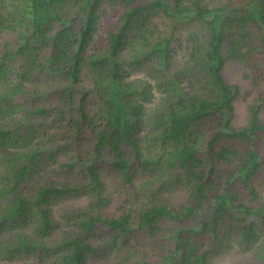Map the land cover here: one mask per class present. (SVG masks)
<instances>
[{"label": "trees", "instance_id": "trees-1", "mask_svg": "<svg viewBox=\"0 0 264 264\" xmlns=\"http://www.w3.org/2000/svg\"><path fill=\"white\" fill-rule=\"evenodd\" d=\"M263 86L264 0H0V264H264Z\"/></svg>", "mask_w": 264, "mask_h": 264}, {"label": "rangeland", "instance_id": "rangeland-1", "mask_svg": "<svg viewBox=\"0 0 264 264\" xmlns=\"http://www.w3.org/2000/svg\"><path fill=\"white\" fill-rule=\"evenodd\" d=\"M193 30H199V27L196 23H192L188 26L182 27L177 30L175 38L177 39L174 42V52L175 55L172 59V67H170L166 73L170 77H173V74L175 72H179L184 67V62L187 59V56L185 54V51L183 50V46L186 43V38L189 35V32ZM180 44V46H179ZM188 44V43H187ZM92 50L89 48L88 53H91ZM243 72L244 68L243 65L234 61H229L226 63L223 69V75L229 81L230 83H237L240 87V90L243 92L248 90V81L246 79H243ZM82 81L85 87H90L92 85L88 72L86 68L81 73ZM178 83V85L181 88H184V90H187L191 93H195L198 95H201L205 92V89L202 87L204 84V81H197L194 78L190 76L180 75L178 78L174 77ZM202 84V85H201ZM264 87V86H263ZM253 93L245 92L244 95L239 96L236 101L234 102V116H233V122L236 125H240L245 123L246 121V105L247 103L251 102ZM89 99L94 100L95 96L92 94L89 96ZM260 116L262 120L264 121V107L261 109ZM102 178L104 179V185H105V192L107 193V196L110 198L108 202L103 204V209L105 210H112L115 204L116 199V190L118 188V177L114 175H110L107 173H104L102 175ZM79 202H85L87 201V198L78 199ZM234 249L225 252L222 255L216 256L211 259V264H229L233 262L235 259L239 257Z\"/></svg>", "mask_w": 264, "mask_h": 264}]
</instances>
